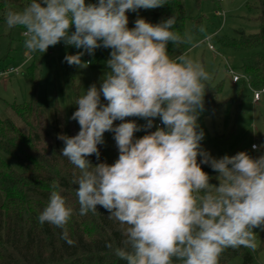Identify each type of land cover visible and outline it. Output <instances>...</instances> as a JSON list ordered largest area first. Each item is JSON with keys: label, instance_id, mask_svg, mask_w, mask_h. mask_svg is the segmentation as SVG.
I'll use <instances>...</instances> for the list:
<instances>
[{"label": "clouds", "instance_id": "9594fccd", "mask_svg": "<svg viewBox=\"0 0 264 264\" xmlns=\"http://www.w3.org/2000/svg\"><path fill=\"white\" fill-rule=\"evenodd\" d=\"M167 0H31L20 11L8 10V28L24 29L29 53H46L61 41L83 51L65 55L70 66L87 67V53L111 49L100 87L92 84L75 102L70 117L78 122L75 136L58 135L63 157L75 166L72 183L81 216L97 206L119 223L121 246L115 255L125 264H220L227 249L257 248L254 229L264 231V155L241 151L217 159L201 146L204 132L198 118L204 110L209 74L187 53L168 51L192 40L174 27L177 17L152 24L137 18L128 27L129 11L156 9ZM74 26V31H71ZM101 96L107 103L101 102ZM127 117L147 121L138 125ZM157 127L140 138L134 134ZM121 121L114 126L115 121ZM113 133L118 159L93 165L98 145ZM257 149V145L252 146ZM260 147H264L261 145ZM198 156L202 159L198 162ZM218 173V186L201 165ZM49 201L38 216L63 229L73 208L53 184ZM109 249L111 243L106 244Z\"/></svg>", "mask_w": 264, "mask_h": 264}, {"label": "trees", "instance_id": "16d2710c", "mask_svg": "<svg viewBox=\"0 0 264 264\" xmlns=\"http://www.w3.org/2000/svg\"><path fill=\"white\" fill-rule=\"evenodd\" d=\"M186 1L190 2L191 11L186 9ZM31 0H0V24H4L8 10L20 11ZM98 0H86V3H97ZM214 4V13L221 10L217 0H167V4L156 9H149L144 19L152 24L160 23L173 15L177 17L174 26L177 31L189 32L192 37L190 43L181 44L173 48L169 43L170 56L175 58L186 53L194 40H200L206 26L207 16L205 8ZM141 10V9H139ZM137 10V11H139ZM245 10L253 14L258 23V32L246 34L239 29L236 36H229L216 31L211 37L219 49H229L236 52L249 51L250 54L240 59L238 69L244 75L252 88L264 86V0H253L245 4ZM136 11V12H137ZM129 11L128 27L135 26V13ZM21 29V27H14ZM13 29V28H11ZM71 31H74V26ZM71 55H75L79 49L66 45ZM60 42V43H61ZM60 43L50 46L48 52L58 48ZM107 55L103 47L98 48L94 55H88L87 61H91L88 67L95 75V84L99 88L102 78L107 71ZM41 57L33 56L32 64L24 73L32 84L33 96L39 77ZM75 67L67 63L68 80L73 92L72 114L77 110L76 100L80 95V82H76ZM233 69V68H232ZM17 74V73H16ZM9 75H14L8 74ZM244 82V81H242ZM240 83V82H239ZM237 83V84H239ZM244 84H246L244 82ZM209 89V107L216 105L212 102V95L221 92V86ZM236 113L240 112V88L238 89ZM101 102L107 103L103 96ZM7 109L18 120L13 122L9 118L0 116V264H125L114 252L121 246L122 231L118 222L108 219V211L102 206H97V213L89 212L81 216L79 204L73 185V174L78 172L66 157L62 156L61 149L64 142L57 136H72V127L78 134L80 126L77 121H69L64 110L58 104L42 106L29 102L11 103ZM238 115V114H237ZM126 120H135L138 125H144L147 121L139 117H127ZM156 118L153 127L140 131V137L156 130ZM121 123L117 120L114 126ZM108 134L109 136H106ZM107 141L98 145L100 158L95 155L88 157L93 165L98 163L113 164L119 156L118 148L113 133L106 132ZM138 132L134 134L137 137ZM249 147L239 146L229 156L245 151L253 158L264 155L261 150H252ZM9 159V160H8ZM198 162L202 157L198 156ZM209 174L210 183L218 186L215 179L218 175L210 165H201ZM58 183L68 206L73 208V215L65 226L68 239L73 243L69 245L63 237V229L45 222L39 223L38 216L49 201L53 190V184ZM111 243L112 249L106 247ZM264 252V231L260 237L257 250L241 246L238 249H227L220 260V264H227L236 257L242 259L241 264H259L257 253Z\"/></svg>", "mask_w": 264, "mask_h": 264}, {"label": "rangeland", "instance_id": "374dc122", "mask_svg": "<svg viewBox=\"0 0 264 264\" xmlns=\"http://www.w3.org/2000/svg\"><path fill=\"white\" fill-rule=\"evenodd\" d=\"M253 0H222L220 3L224 17L216 16L214 4L205 8L207 16L206 26L201 39L214 34L216 31L229 36H236L239 29H243L246 34L258 32V23L253 14L245 10V4ZM186 9L191 11L189 1L185 3ZM149 9H141L135 13V17L144 18ZM193 13V12H192ZM25 37L23 30L18 28H8L6 23L0 24V74L9 70L17 69V74L0 76V116L9 118L18 123L17 118L8 111L7 105L13 102H29L34 99L35 103L42 106L58 104L64 110L69 121H72V100L73 92L68 80L67 62L65 55H71L70 49L62 46L46 53H29L25 48ZM200 39V40H201ZM194 40L189 50L186 52L191 58L203 65L210 79L206 82L204 96V110L200 113L198 124L204 132L201 146L217 159L224 155H230L239 146L249 147L250 144L257 145L258 149L264 152V98L258 105L251 102V90L244 82L232 84L231 77L225 71V64L233 68L234 72L240 74L237 68L240 59L250 54L249 51L236 52L229 49H219L217 44L211 39L214 51L207 48V44ZM105 49V48H104ZM83 51L79 49L78 52ZM111 49H105L107 59L110 58ZM41 57L39 67V77L36 90L33 96L32 84L24 75L27 68L32 64L33 56ZM87 53L82 57L85 61ZM76 82H80V95H83L88 88L95 84V75L87 67H75ZM221 86L220 93H214L211 97L216 105L209 107L206 92L208 88ZM240 88V112L236 113V103L238 89ZM238 114V115H237ZM161 122L160 118H156ZM162 123V122H161ZM72 136L75 130L72 127ZM106 134V133H105ZM104 134V141H107ZM140 131L137 137L139 138ZM108 142V141H107ZM9 160V159H8ZM212 178V177H211ZM257 233L256 243L259 247L262 231L254 229ZM259 264H264V252L257 253ZM240 257L233 258L227 264H241Z\"/></svg>", "mask_w": 264, "mask_h": 264}, {"label": "built area", "instance_id": "2783aa9c", "mask_svg": "<svg viewBox=\"0 0 264 264\" xmlns=\"http://www.w3.org/2000/svg\"><path fill=\"white\" fill-rule=\"evenodd\" d=\"M217 1H218V3H221L222 2V0H217ZM214 14L216 16H222V17H224V13H223L222 10H218ZM214 34L209 35V36L201 39L199 43H204L205 42L207 44V48L210 51H214L213 45L209 42L211 40V37ZM225 71L227 72L228 75H230V77H231V83L232 84L235 85V84H237L239 82H242V81H244L246 83L247 87L251 90V100H252L253 104H258L260 102V100L262 98H264V86H262L260 88H256V89L250 87V84L248 82V79L244 75L235 73L234 70L231 67L227 66L226 64H225ZM12 73H14V74L18 73L17 72V69L3 72V73L0 74V76H6V75L12 74ZM157 127H164V126H163V124L161 122L158 121V122H156V128ZM253 145H255V144H252L251 145V149L252 150H258V148L257 149H253V147H252Z\"/></svg>", "mask_w": 264, "mask_h": 264}, {"label": "water", "instance_id": "95a60500", "mask_svg": "<svg viewBox=\"0 0 264 264\" xmlns=\"http://www.w3.org/2000/svg\"><path fill=\"white\" fill-rule=\"evenodd\" d=\"M206 97H207V99H209V92H208V90L206 92Z\"/></svg>", "mask_w": 264, "mask_h": 264}, {"label": "crops", "instance_id": "0c3cea01", "mask_svg": "<svg viewBox=\"0 0 264 264\" xmlns=\"http://www.w3.org/2000/svg\"><path fill=\"white\" fill-rule=\"evenodd\" d=\"M251 102H252V100H251ZM253 103V102H252ZM253 105H258V104H253Z\"/></svg>", "mask_w": 264, "mask_h": 264}]
</instances>
